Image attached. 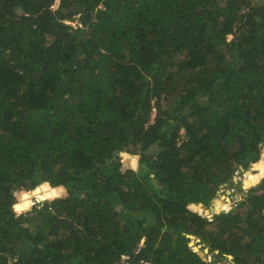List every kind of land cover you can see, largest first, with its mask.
Returning <instances> with one entry per match:
<instances>
[{
	"label": "trees",
	"instance_id": "trees-1",
	"mask_svg": "<svg viewBox=\"0 0 264 264\" xmlns=\"http://www.w3.org/2000/svg\"><path fill=\"white\" fill-rule=\"evenodd\" d=\"M124 255L264 264V0H0V264Z\"/></svg>",
	"mask_w": 264,
	"mask_h": 264
},
{
	"label": "rangeland",
	"instance_id": "rangeland-1",
	"mask_svg": "<svg viewBox=\"0 0 264 264\" xmlns=\"http://www.w3.org/2000/svg\"><path fill=\"white\" fill-rule=\"evenodd\" d=\"M76 23H77V21L73 22V24H75V25H76ZM235 176H237V177H236V181L234 179L233 185L224 184L222 186L221 190L219 191L218 196H217L219 198H226L228 208L232 205L233 199H236V197H238V199H240L241 195H242V191L247 190L246 183L244 180L245 175H244L243 170H240L239 172H237ZM238 183H240L239 187H238ZM200 210L205 212L206 209H200ZM208 215L212 216L213 214H208ZM197 241H200V240L198 239ZM203 246H204V244L200 243L199 247L201 248ZM206 250L208 251L207 248L205 249V251ZM211 258H212V256H211ZM231 260H232V258L229 257L228 260H224L223 262H221L219 264H233V262Z\"/></svg>",
	"mask_w": 264,
	"mask_h": 264
},
{
	"label": "built area",
	"instance_id": "built-area-1",
	"mask_svg": "<svg viewBox=\"0 0 264 264\" xmlns=\"http://www.w3.org/2000/svg\"><path fill=\"white\" fill-rule=\"evenodd\" d=\"M117 264H134V263L130 255H124L122 259L117 262ZM135 264H152V262L147 259H141Z\"/></svg>",
	"mask_w": 264,
	"mask_h": 264
},
{
	"label": "water",
	"instance_id": "water-1",
	"mask_svg": "<svg viewBox=\"0 0 264 264\" xmlns=\"http://www.w3.org/2000/svg\"><path fill=\"white\" fill-rule=\"evenodd\" d=\"M241 170L244 171V168L241 167ZM236 177H237V176H234L235 181H236ZM236 199L239 200L238 197H236ZM215 211H216V209L214 208V206H213V205H210V207L207 208V209L205 210V213H206V214H214ZM202 212H203V211L200 210V213H202ZM206 251H207V250H206ZM207 252H208V251H207ZM201 256H202L203 258H205L203 254H201ZM231 258H232V257H231Z\"/></svg>",
	"mask_w": 264,
	"mask_h": 264
},
{
	"label": "bare ground",
	"instance_id": "bare-ground-1",
	"mask_svg": "<svg viewBox=\"0 0 264 264\" xmlns=\"http://www.w3.org/2000/svg\"><path fill=\"white\" fill-rule=\"evenodd\" d=\"M223 199V198H222Z\"/></svg>",
	"mask_w": 264,
	"mask_h": 264
}]
</instances>
